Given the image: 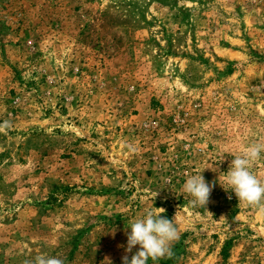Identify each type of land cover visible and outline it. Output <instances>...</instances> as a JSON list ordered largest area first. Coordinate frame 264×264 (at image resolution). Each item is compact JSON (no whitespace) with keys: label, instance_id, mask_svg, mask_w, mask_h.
<instances>
[{"label":"rangeland","instance_id":"obj_1","mask_svg":"<svg viewBox=\"0 0 264 264\" xmlns=\"http://www.w3.org/2000/svg\"><path fill=\"white\" fill-rule=\"evenodd\" d=\"M254 143L264 0H0V264H122L158 208L178 236L148 264H264V212L223 188Z\"/></svg>","mask_w":264,"mask_h":264},{"label":"clouds","instance_id":"obj_2","mask_svg":"<svg viewBox=\"0 0 264 264\" xmlns=\"http://www.w3.org/2000/svg\"><path fill=\"white\" fill-rule=\"evenodd\" d=\"M262 154H264V143H254L245 148L241 154L233 156L229 169L223 176L224 183L228 185L227 189L218 182L220 175L218 181H213L211 184L206 182L202 175L203 171L190 176L183 184V191L192 198L189 203L193 207L206 208L210 194L218 182L226 192H233L239 203L257 207L264 212V180L259 179L251 170L254 162L262 158ZM158 209L159 212L146 210L142 217L129 221L125 232L127 236L125 252L132 253L137 245L139 250L130 258L125 254L122 257V264H148L149 259L155 262L171 254L170 246L178 236L175 216L172 219L163 217L161 214L165 210ZM30 264H64V261L59 257L41 254Z\"/></svg>","mask_w":264,"mask_h":264}]
</instances>
